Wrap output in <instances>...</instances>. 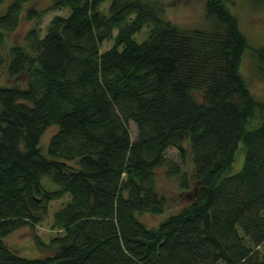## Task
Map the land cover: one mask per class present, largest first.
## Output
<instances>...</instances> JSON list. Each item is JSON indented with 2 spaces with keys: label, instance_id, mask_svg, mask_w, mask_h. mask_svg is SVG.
Here are the masks:
<instances>
[{
  "label": "trees",
  "instance_id": "1",
  "mask_svg": "<svg viewBox=\"0 0 264 264\" xmlns=\"http://www.w3.org/2000/svg\"><path fill=\"white\" fill-rule=\"evenodd\" d=\"M26 1L0 0V264H264V91L240 71L249 48L264 85V43L249 46L234 0H206L213 22L193 28L153 0H50L67 14L7 45ZM169 146L188 154L191 198L148 226L139 214L168 202L155 169L178 167ZM64 194L50 252L7 244Z\"/></svg>",
  "mask_w": 264,
  "mask_h": 264
},
{
  "label": "rangeland",
  "instance_id": "2",
  "mask_svg": "<svg viewBox=\"0 0 264 264\" xmlns=\"http://www.w3.org/2000/svg\"><path fill=\"white\" fill-rule=\"evenodd\" d=\"M153 1H156L157 4L162 7L165 18L179 26L187 28L207 27L211 24V21L213 22L212 15H207L204 9L206 0ZM49 3L50 0H29L24 2L15 28L7 34L6 44L8 45L15 42L28 44L31 39H29L30 37L27 38V34L31 28L36 26L40 33H43L53 15L67 14V7L45 9ZM106 5L107 1L103 4V7ZM230 6L237 17L239 28L248 38L249 46L264 43V0H234ZM29 8H32L36 13L32 16H28L27 10ZM146 32L147 24H144L141 30L135 34V37L140 39ZM109 44V41L105 42L103 47ZM2 69L3 67L0 66V82H10L4 75ZM240 71L244 74L248 86L253 93L259 95L264 91L262 78L255 73L249 48H246L242 54ZM198 97H201L200 94H198ZM56 129L57 125L51 124L41 133L37 144L43 153L46 152L49 137ZM129 130L133 138L135 135V124L133 121H129ZM165 154L166 157L169 158L173 164H177L178 167L176 169L171 167L170 164H166L163 167L155 169L156 188L159 193L166 196L168 202L162 212H143L139 214L140 219L148 226L155 225L167 213L177 210L186 202L187 198L188 200L191 198L192 194L191 189H188L186 192L183 187L179 185L182 176H185L187 180L190 179V164L188 163L190 159L188 158V154H186L183 160L178 150L173 146L167 147ZM66 162L70 166L72 165L73 168L78 166L76 159L67 160ZM235 164L237 163L235 162ZM44 181L46 186H55V183H51L47 178H45ZM67 198V194H64L60 198L50 200L47 203L46 212L42 219L33 225H23L11 231L5 236L7 244L18 251L19 254L25 256H35L40 253L50 252L45 244H48L54 235L60 233L58 228L51 226L52 214L57 207L67 200Z\"/></svg>",
  "mask_w": 264,
  "mask_h": 264
}]
</instances>
